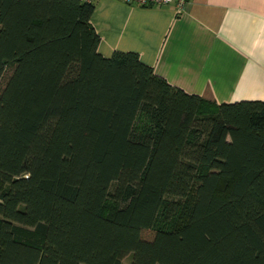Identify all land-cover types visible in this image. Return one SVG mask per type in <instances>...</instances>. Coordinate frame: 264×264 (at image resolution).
Here are the masks:
<instances>
[{
  "label": "trees",
  "instance_id": "1",
  "mask_svg": "<svg viewBox=\"0 0 264 264\" xmlns=\"http://www.w3.org/2000/svg\"><path fill=\"white\" fill-rule=\"evenodd\" d=\"M91 0H0V264H264V100L98 51Z\"/></svg>",
  "mask_w": 264,
  "mask_h": 264
},
{
  "label": "crops",
  "instance_id": "2",
  "mask_svg": "<svg viewBox=\"0 0 264 264\" xmlns=\"http://www.w3.org/2000/svg\"><path fill=\"white\" fill-rule=\"evenodd\" d=\"M97 49L134 50L169 83L217 103L264 100V0H91Z\"/></svg>",
  "mask_w": 264,
  "mask_h": 264
},
{
  "label": "built area",
  "instance_id": "3",
  "mask_svg": "<svg viewBox=\"0 0 264 264\" xmlns=\"http://www.w3.org/2000/svg\"><path fill=\"white\" fill-rule=\"evenodd\" d=\"M125 1L136 3L139 5H164L170 2H174L176 4L177 10H181V7L185 0H125Z\"/></svg>",
  "mask_w": 264,
  "mask_h": 264
},
{
  "label": "rangeland",
  "instance_id": "4",
  "mask_svg": "<svg viewBox=\"0 0 264 264\" xmlns=\"http://www.w3.org/2000/svg\"><path fill=\"white\" fill-rule=\"evenodd\" d=\"M131 261V254H127L123 257L122 263L123 264H130ZM80 264H85V263H80Z\"/></svg>",
  "mask_w": 264,
  "mask_h": 264
}]
</instances>
